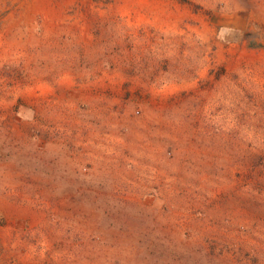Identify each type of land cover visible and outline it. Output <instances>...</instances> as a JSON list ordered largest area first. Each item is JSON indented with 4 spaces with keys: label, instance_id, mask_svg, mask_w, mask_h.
I'll return each mask as SVG.
<instances>
[{
    "label": "rangeland",
    "instance_id": "rangeland-1",
    "mask_svg": "<svg viewBox=\"0 0 264 264\" xmlns=\"http://www.w3.org/2000/svg\"><path fill=\"white\" fill-rule=\"evenodd\" d=\"M0 264H264V0H0Z\"/></svg>",
    "mask_w": 264,
    "mask_h": 264
}]
</instances>
